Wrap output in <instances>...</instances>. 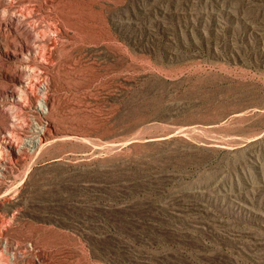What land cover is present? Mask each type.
I'll return each instance as SVG.
<instances>
[{
  "label": "rangeland",
  "instance_id": "1",
  "mask_svg": "<svg viewBox=\"0 0 264 264\" xmlns=\"http://www.w3.org/2000/svg\"><path fill=\"white\" fill-rule=\"evenodd\" d=\"M18 38L51 103L0 66V121L58 138L0 170V264H264V0H0Z\"/></svg>",
  "mask_w": 264,
  "mask_h": 264
},
{
  "label": "bare ground",
  "instance_id": "2",
  "mask_svg": "<svg viewBox=\"0 0 264 264\" xmlns=\"http://www.w3.org/2000/svg\"><path fill=\"white\" fill-rule=\"evenodd\" d=\"M0 49L5 51L4 54L6 55L5 57L2 54L0 55L2 62L6 60V63L0 62V66L5 67L4 74H10L14 82L8 95L12 96L14 102L19 105L21 110L31 108L41 118H46L48 116L47 105L51 103L49 96L46 94V89L48 88L47 74H37L30 63L29 54H36V48L33 43H30L27 38L25 40L18 38L10 41H1ZM20 62H25L27 64L25 65L26 67H22L23 70H15L14 66L18 69L17 64ZM30 96L34 99L32 107L27 105ZM11 127L15 128L13 121H0V137L5 144V147L0 145V170L7 168L12 158V153H17L20 157L22 152L25 153L30 148L44 147L51 142V139L58 138V131H54V125L49 120H43L29 134L21 135L20 141H16ZM49 134L51 135L48 136Z\"/></svg>",
  "mask_w": 264,
  "mask_h": 264
}]
</instances>
